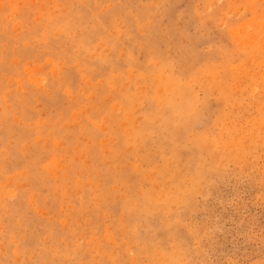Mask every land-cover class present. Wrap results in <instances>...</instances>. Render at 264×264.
Segmentation results:
<instances>
[{"label": "rangeland", "instance_id": "rangeland-1", "mask_svg": "<svg viewBox=\"0 0 264 264\" xmlns=\"http://www.w3.org/2000/svg\"><path fill=\"white\" fill-rule=\"evenodd\" d=\"M0 264H264V0H0Z\"/></svg>", "mask_w": 264, "mask_h": 264}]
</instances>
